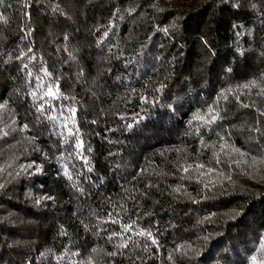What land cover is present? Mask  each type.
Instances as JSON below:
<instances>
[{"label":"trees","instance_id":"16d2710c","mask_svg":"<svg viewBox=\"0 0 264 264\" xmlns=\"http://www.w3.org/2000/svg\"><path fill=\"white\" fill-rule=\"evenodd\" d=\"M262 243L264 0H0V264H261Z\"/></svg>","mask_w":264,"mask_h":264},{"label":"snow or ice","instance_id":"6c2138e0","mask_svg":"<svg viewBox=\"0 0 264 264\" xmlns=\"http://www.w3.org/2000/svg\"><path fill=\"white\" fill-rule=\"evenodd\" d=\"M37 79H39V77H37ZM245 87H248V85H245ZM35 95H36V94L33 93V96H35ZM43 95H45V96H51V97H56V96H57V93H56V92H53L51 88H48L47 91L44 92ZM43 107H44V105L41 104V105H40V108L43 109ZM71 111H73V113H74V109L71 110ZM208 116H210V119H208L205 115H201L199 112H197V113H195V114L193 115V120H198V121H201V122H204V123H213V122L217 119L218 114H213V109H212V108H209V109H208ZM66 119H67V118H66ZM68 132H69V134L72 133L71 128L68 129ZM77 146L79 147V146H81V145H77ZM225 147H227L226 144H225V145H221V150L223 151ZM232 151L238 152L239 149H232ZM226 154H227V153H226ZM236 163H239V161H236ZM190 167H191V166H190ZM202 167H203V165H198V166H197V168H202ZM187 170H188V169H185V171H187ZM209 171H212V170L209 169ZM66 174H67V173H66ZM177 190H178V189H177ZM131 228H132V225H131V224L124 225V229H125V231H130ZM138 234H139V235H144L145 233H144L143 230H141ZM147 235L151 236V233H147ZM153 242H155V241H153ZM261 249H264V243L261 244ZM252 260H253V262H254V264H255L257 258H256L255 256H253V257H252ZM261 264H264V262H261Z\"/></svg>","mask_w":264,"mask_h":264}]
</instances>
